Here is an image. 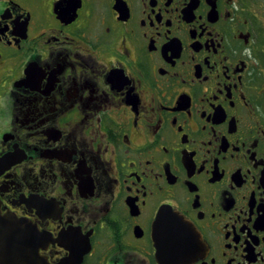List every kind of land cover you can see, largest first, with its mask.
<instances>
[{"label":"flooded vegetation","instance_id":"af4514ba","mask_svg":"<svg viewBox=\"0 0 264 264\" xmlns=\"http://www.w3.org/2000/svg\"><path fill=\"white\" fill-rule=\"evenodd\" d=\"M25 263L264 264V0H0Z\"/></svg>","mask_w":264,"mask_h":264},{"label":"water","instance_id":"95a60500","mask_svg":"<svg viewBox=\"0 0 264 264\" xmlns=\"http://www.w3.org/2000/svg\"><path fill=\"white\" fill-rule=\"evenodd\" d=\"M32 258V256H30ZM24 260V259H23ZM25 264H28V263H25Z\"/></svg>","mask_w":264,"mask_h":264}]
</instances>
